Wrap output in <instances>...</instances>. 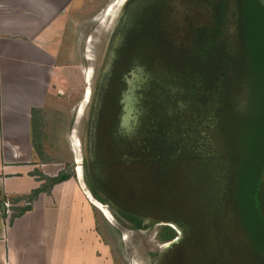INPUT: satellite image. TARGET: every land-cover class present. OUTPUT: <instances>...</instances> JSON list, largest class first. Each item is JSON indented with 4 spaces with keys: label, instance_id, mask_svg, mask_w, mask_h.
Returning <instances> with one entry per match:
<instances>
[{
    "label": "trees",
    "instance_id": "obj_1",
    "mask_svg": "<svg viewBox=\"0 0 264 264\" xmlns=\"http://www.w3.org/2000/svg\"><path fill=\"white\" fill-rule=\"evenodd\" d=\"M124 11L125 27L116 34L115 47L111 46L108 51V73L111 75L108 77L120 84L119 91H122L126 86L124 75L138 68L147 74L148 82L139 84V93L134 95L138 99L142 97L136 104L139 122L135 126L133 120L129 130L118 125V114H108L109 111L104 110L107 91L98 92L99 119L102 116L101 122L105 124L116 117L117 122L105 133L101 146L105 157L100 159L103 152L96 148L93 134L96 123L91 125L92 176L101 180L98 185L103 180L111 183L105 192L107 197L118 200L117 193L121 190L131 197H121L123 206H143L141 209L150 212L155 206H148L144 196L148 181L145 183L138 176L145 161L143 158L158 167L154 179L149 178L152 179L149 184L154 185L153 180L163 182L177 173L174 171L176 164L187 156L185 142L192 146L201 144L198 152L192 149L198 160L196 171L208 170L207 195L216 205L212 213L224 227L222 230L217 226L220 233L216 232V235L213 226L205 231L216 238L219 234L229 236V229L231 233L237 231L247 254L254 256L257 264H264V99L255 97L254 76L246 58L247 34L250 30L264 33V0H128ZM199 50L208 51L209 80L198 70L190 72L185 66L181 73L169 70L168 74L165 70L164 61L172 63L188 59L196 56ZM116 106L119 108L118 103ZM186 110L194 111L192 121L185 117ZM255 112L258 117H254ZM146 123L150 128L145 132ZM216 130L224 138V155L216 146ZM252 132L256 133L253 140H247L245 134ZM246 140L251 142L250 147H246ZM240 172L242 176L239 177ZM254 173L255 179L251 178ZM69 178L70 174L66 172L47 178V191ZM86 184L96 200L106 203L96 195L97 190L91 183L86 181ZM27 209L29 207L17 215ZM120 210L134 219L132 229H141V210L138 209L140 215ZM167 216L164 219L181 229L182 237L153 257H161L158 264H186L189 260L183 261L174 253L184 241L185 231L179 221ZM166 224L157 232V239L163 244L177 237L176 228ZM195 264H201V261Z\"/></svg>",
    "mask_w": 264,
    "mask_h": 264
},
{
    "label": "rangeland",
    "instance_id": "obj_2",
    "mask_svg": "<svg viewBox=\"0 0 264 264\" xmlns=\"http://www.w3.org/2000/svg\"><path fill=\"white\" fill-rule=\"evenodd\" d=\"M120 1L73 0L72 5L75 6H73L71 13L74 16L76 15V17L72 20L69 19V28L66 32L67 46L64 48L65 51L63 53L67 55V58L60 59L58 63L61 64H58L60 67L58 66L57 77L51 79L55 85L50 86L52 99L47 105V151L50 154L51 161L59 163L65 172L70 174V178L77 182L78 185L80 184L75 169L79 163L80 169H82L81 183L84 187L82 189L87 191L89 195L91 193L86 184L85 170L83 161H81L82 134L87 108L86 103L84 104L83 102L86 99L85 96L88 88L90 91L93 87L95 75L110 34V24L113 16L101 22L103 20L102 16L111 4H115L116 2L119 4ZM117 6L115 7L116 10ZM115 9L114 14L116 12ZM246 40L248 41L246 58L249 64L248 69L254 76L255 97L257 99L260 97L264 99V33L261 31L257 32V30H250ZM209 58L208 51L199 50L196 56L188 59H181L172 63L164 61V68L168 74L169 70L175 73H181V68L184 69L185 66L189 68L190 72L198 70L202 75L207 77L210 74H208L209 70L207 66L209 65L207 62L210 61ZM89 71L90 76L88 77L87 74ZM110 86L112 88H108V91L111 92L107 91L106 97H104V110L106 111H108L106 107L107 103H112L114 108L118 100L119 88L117 87V83H115V86L114 84H110ZM179 110L181 111V109ZM117 111L115 112L116 116L118 114ZM193 112L190 110L185 111L184 115L187 117V120L192 121V118H194ZM176 114H179L178 111H176ZM253 115L254 117H258L256 112ZM116 122L117 118L115 117L114 121L107 120L106 125L102 123L103 126L101 127V134L99 135V140L101 141L100 146L103 144L107 129L113 127ZM144 128L146 132L150 128L149 124L146 123ZM216 131V146L218 151L224 155V138L222 134H219L218 130ZM255 134L252 132L250 135L245 134V136L247 140L251 141ZM247 140L245 141L246 147H250L251 142ZM201 146V144L192 146V143L185 142L187 156L176 164L174 171L177 173L173 174L172 179H163V182H161L162 180H153L155 181L153 182L154 185L149 184V180H152L149 178L154 179V176L158 172V167L152 164V162H149L146 157L143 158L145 161L142 163L143 168L142 166L140 167L138 176L145 183L148 181L147 193L144 194L147 200H145L148 206H155L154 210L150 212L146 210L148 214L152 215L150 217L155 219V223L150 224V226L145 225L139 230L132 229L124 222L118 221L108 207L105 206V203L99 202L91 196L95 201L104 205L109 214V217H104L97 207L93 206L94 228L98 241L93 244L94 247L92 248L90 256L84 255L83 259L78 257L72 259L70 253H67L68 258H60L58 255H55L58 263L153 264L152 258H154L153 256L156 252L159 253V248L163 244L157 239V232L165 223L158 222V220L170 215V217L172 216L171 218L180 222L185 231L184 241L175 248L174 253L180 259H183V261L187 262L189 260L186 264H195L199 260L201 264H257L255 257L247 254L248 251L244 249V245L242 244L244 241L237 231L231 233L229 229L227 230L230 233L229 236L221 237L223 236L221 234H219V238L215 236L216 232L217 234L220 233L218 228L224 230V227L217 215L212 213V208H215L216 205L212 203L207 195L209 193L205 181L208 178V170L196 171L198 160L192 151L198 152ZM101 157H105L104 152L99 155V159ZM76 160L79 162L76 163ZM223 160L221 162H224ZM246 168H248L247 164ZM160 169L163 171L162 168ZM240 176H242V173ZM255 177L256 174L254 173L251 178L255 179ZM195 178L197 181H195ZM109 184L111 185L110 182L103 180L100 186L108 191ZM117 195L118 200H116V204L120 209L129 210L131 207V211L141 210L137 206H123L124 204L120 201L122 199L121 197H131L126 196L121 190H118ZM4 208L5 217L17 214L16 211H12L13 206L7 205ZM136 208H139V210ZM166 225L174 229L176 228L172 223ZM209 227H212L214 230V236L213 234L210 236V233L208 235L207 233L209 231H205ZM200 229L205 231L204 237L206 238L204 240L201 239L204 231H199ZM175 231L177 233L176 238L179 237L180 239L182 237L181 229L176 228ZM220 239L221 244L219 243ZM47 264L52 263L47 261Z\"/></svg>",
    "mask_w": 264,
    "mask_h": 264
},
{
    "label": "crops",
    "instance_id": "obj_3",
    "mask_svg": "<svg viewBox=\"0 0 264 264\" xmlns=\"http://www.w3.org/2000/svg\"><path fill=\"white\" fill-rule=\"evenodd\" d=\"M72 4L0 0V264H59L55 255L67 253L83 259L98 241L99 202L82 189L77 168L80 185L69 178L47 191L46 184L65 172L47 151V105L58 62L67 58ZM7 205L17 214L29 209L5 217Z\"/></svg>",
    "mask_w": 264,
    "mask_h": 264
},
{
    "label": "flooded vegetation",
    "instance_id": "obj_4",
    "mask_svg": "<svg viewBox=\"0 0 264 264\" xmlns=\"http://www.w3.org/2000/svg\"><path fill=\"white\" fill-rule=\"evenodd\" d=\"M124 13H125V11L123 12V14L121 16H119L117 22L115 23V25L113 26V28L110 31L109 38H108L107 43H106V48L104 50V55L101 59V62L98 66V70H97L96 75H95V79H94V83H93V87H92L93 88L92 103L90 106L89 121H88V126H87L88 162L86 165L83 164V167L85 170L86 181L89 182V184L91 183V186H93L97 190L96 195L99 197L101 195L103 197L101 199L108 203V209L110 210V212L113 213V215L117 219H119V221L124 222L129 227H135L134 219L131 217H128V215H126V214L120 213L121 210H120L119 206H117L116 200H113L110 197H106V195H107V193H105V192H107L106 189H103V187L98 185L99 180H96V178H97L96 176L95 177L92 176L93 171H91L92 169L90 166V157H89V148H90L89 147V138H90V130L92 128L91 125L93 126V122H94V124L96 123V127H95V130L93 133L96 148L99 149V152H103L102 147L100 146L101 141L99 140V135L101 134V127L103 126L102 122H101L102 116H100L101 119H99V117H98L99 113H97L96 99H97V94L99 91H102V90L105 92L108 91V88H110V87L112 88V86H110V84H114V86H115V81H112L109 78L111 75H109L110 73H108L109 63H107V56H108L109 48L111 46L113 48L116 45V42H115L116 34L118 32L120 33L123 30V28L125 27L126 20L122 19ZM127 43L130 45V42H127ZM147 78H148L147 74L146 73L143 74L142 70H139L138 68H134V69L129 70L127 72V74L124 75V81H125L126 86H125L124 90L118 92L119 99L117 100V103L119 105V108H117V106L115 104V107H114L115 109H114L112 103H110V102L107 103L106 107H107V110L109 111L108 114H110L111 112L115 113L118 109L117 112H118V117H119V122H118L119 126H121V127L124 126L129 130L130 129V123L133 120H135L133 125L136 126L138 124L139 117H138V112H137L138 109L136 107V104L138 103L139 99H142V97L139 96L140 98L138 99V96L134 97V95L136 94V92H137V94L139 93V89H140L139 84H142V85L147 84V82H148ZM119 86H120V84L117 83V87L120 89L121 87H119ZM108 92H111V91H108ZM106 124H107V122L105 123V125ZM129 210L131 211L130 208H129ZM129 210H126V211H129ZM132 212H135L137 215L141 214V216H140V228L144 227L145 225L150 226V224L155 223L154 222L155 219L150 217L152 215L148 214V212H146L144 209H141L140 214L138 213L139 211H132ZM158 222L172 223L171 221H168L167 219L165 220L164 218H162L161 220H158ZM160 259H161V257H158V256L152 258L153 264H158Z\"/></svg>",
    "mask_w": 264,
    "mask_h": 264
},
{
    "label": "water",
    "instance_id": "obj_5",
    "mask_svg": "<svg viewBox=\"0 0 264 264\" xmlns=\"http://www.w3.org/2000/svg\"><path fill=\"white\" fill-rule=\"evenodd\" d=\"M128 0H121L117 6V10L115 12V14H113V18L111 21V26H110V31L113 28V26L115 25V23L117 22L119 16H121L123 14V7L125 5V3ZM106 48V47H105ZM104 55V54H103ZM92 91L93 88H91L90 92H89V96L87 98V102H86V113H85V118H84V129H83V134H82V144H81V159L83 161V164L86 165L88 162V138H87V126H88V121H89V114H90V106L92 103ZM100 198H103L100 195ZM105 206L108 207V203H105ZM179 238H175L169 242H166L164 244H162V246L159 248V254L164 252L166 249L170 248V246L173 243H176L177 240Z\"/></svg>",
    "mask_w": 264,
    "mask_h": 264
},
{
    "label": "bare ground",
    "instance_id": "obj_6",
    "mask_svg": "<svg viewBox=\"0 0 264 264\" xmlns=\"http://www.w3.org/2000/svg\"><path fill=\"white\" fill-rule=\"evenodd\" d=\"M120 1V0H119ZM116 5H118V3L116 2L115 4H111L108 8H107V10H106V12L103 14V16H102V18H103V20L101 21V22H103L104 20H106L107 18H112L111 16H113V14H114V9H115V7H116ZM116 10V9H115ZM184 35V34H183ZM88 71V70H87ZM90 74V71H89V73L87 74L88 75V77L90 76L89 75ZM89 79V78H88ZM91 79V78H90ZM90 86V85H89ZM143 91V90H142ZM89 88H88V90H87V92H86V96H85V100H84V104L86 103V101H87V98H88V96H89ZM82 104V103H81ZM83 104V105H84ZM79 113H80V111H79ZM81 116V115H80ZM78 125V124H77ZM76 127V126H75ZM75 129V128H74ZM75 131V130H74ZM74 136H76V135H74ZM76 138V137H75ZM78 150V149H77ZM80 150V149H79ZM80 154V153H79ZM77 161V163L79 162L78 160H76ZM82 161V160H81ZM77 169V172H78V176H80L82 173H81V171H82V169H80V166H79V163L77 164V167H76ZM98 204V203H97ZM98 207H99V209L101 210V212L105 215V216H108L109 217V214L107 213V211H106V209H105V206L104 205H102L101 203H99L98 204ZM166 224V223H165ZM179 226V225H178ZM182 231V230H181ZM180 240V239H179ZM177 243V242H176Z\"/></svg>",
    "mask_w": 264,
    "mask_h": 264
}]
</instances>
